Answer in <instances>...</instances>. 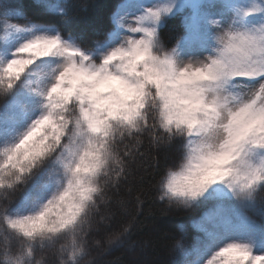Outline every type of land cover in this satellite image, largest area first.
I'll use <instances>...</instances> for the list:
<instances>
[{"label":"snow or ice","instance_id":"snow-or-ice-1","mask_svg":"<svg viewBox=\"0 0 264 264\" xmlns=\"http://www.w3.org/2000/svg\"><path fill=\"white\" fill-rule=\"evenodd\" d=\"M52 10L67 16V0ZM175 17L182 32L165 45ZM0 18V264H82L104 229L121 242L132 224L113 230L104 209L142 136L182 161L160 176L161 201L220 202L171 264H264V224L224 207L264 192V0H121L93 41L9 23L24 18L12 0Z\"/></svg>","mask_w":264,"mask_h":264},{"label":"trees","instance_id":"trees-1","mask_svg":"<svg viewBox=\"0 0 264 264\" xmlns=\"http://www.w3.org/2000/svg\"><path fill=\"white\" fill-rule=\"evenodd\" d=\"M25 15L40 24H55L65 34L85 41L102 40L112 26V15L120 0H68V14L50 13L40 8L34 0H20ZM181 33L178 18H171L162 32L166 45L173 43V37ZM5 97L0 95V106ZM137 146L130 141L132 157L130 172L120 184L119 192L109 193L112 197L105 211L115 213L113 230L131 223L132 227L119 243H107V229L90 238L89 255L82 264H171L174 249L181 233L200 214L198 209H173L158 197L157 182L161 175L181 162L175 145L151 142L147 136L141 137ZM137 147L139 151H137ZM29 185H22L9 197L15 201ZM260 196H264V192ZM97 220L99 218L97 217ZM100 240V244L95 241ZM3 237L0 236V244ZM54 250L46 253V258L55 259Z\"/></svg>","mask_w":264,"mask_h":264},{"label":"rangeland","instance_id":"rangeland-1","mask_svg":"<svg viewBox=\"0 0 264 264\" xmlns=\"http://www.w3.org/2000/svg\"><path fill=\"white\" fill-rule=\"evenodd\" d=\"M34 2L40 8H42V9H44L50 13H59V12L53 11L52 9L60 8L62 5H64L65 0H34ZM12 3H14L18 7L19 13H21L24 18H11L8 21L9 23L20 25V26L28 25L29 21H31L33 23H37L35 21H32L31 19L28 18L27 15H25V9H24L22 3L20 2V0H12ZM119 3H121V0ZM118 4L116 5L115 11L117 9ZM112 17H113V15H112ZM176 18H178L180 20L181 32H182V20H183V18L182 17H176ZM38 24H40V23H38ZM7 39L11 40V37H8ZM5 41H6V38H5L4 29H3V18H0V46H3L5 44ZM4 102H5V100H4ZM4 102L2 103V105L4 104ZM181 163H182V161L180 163H178L177 165H175V167L172 168V170H179ZM261 194H262V192L257 195L256 201L254 204H250V205H247L245 207H241L235 201L224 202L225 210H226V212H228L230 215H233V216L235 215V213L237 211H243L246 216H248L251 220L255 221L257 224H264V196H260ZM23 195H24V193L15 201H19L23 197ZM159 195H160V193L158 190V197H159ZM163 202L166 203L169 207H171L173 209L174 208L175 209H180V208H184V209L189 208L190 209L191 208V209H198L200 211V214L197 217H195L189 223V225H187L186 227H184V226L181 227V231H180L181 233L179 234L178 241L183 243L185 246L195 243L202 236V232L200 230L202 225L204 227L212 229L217 224V221L215 219H212V218L205 219V217L208 215V213L213 208H215L217 206L218 203H220L218 201L197 202L191 206H184L182 204H169L167 201H163ZM176 245H177V243H176ZM177 255H178V251H177V248L175 246L173 259L176 258Z\"/></svg>","mask_w":264,"mask_h":264}]
</instances>
